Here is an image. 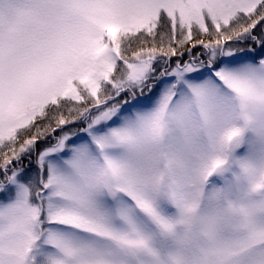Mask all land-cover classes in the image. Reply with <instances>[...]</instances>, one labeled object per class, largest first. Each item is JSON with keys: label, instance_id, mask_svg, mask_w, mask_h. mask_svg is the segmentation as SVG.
Here are the masks:
<instances>
[{"label": "snow or ice", "instance_id": "1", "mask_svg": "<svg viewBox=\"0 0 264 264\" xmlns=\"http://www.w3.org/2000/svg\"><path fill=\"white\" fill-rule=\"evenodd\" d=\"M0 264H264V0H0Z\"/></svg>", "mask_w": 264, "mask_h": 264}]
</instances>
